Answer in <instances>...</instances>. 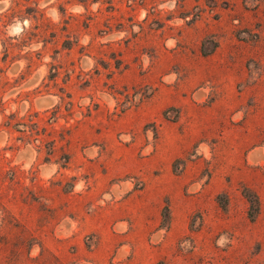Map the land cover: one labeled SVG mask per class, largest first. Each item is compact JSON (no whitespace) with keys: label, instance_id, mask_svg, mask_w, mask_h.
Instances as JSON below:
<instances>
[{"label":"rangeland","instance_id":"rangeland-1","mask_svg":"<svg viewBox=\"0 0 264 264\" xmlns=\"http://www.w3.org/2000/svg\"><path fill=\"white\" fill-rule=\"evenodd\" d=\"M0 264H264V0H0Z\"/></svg>","mask_w":264,"mask_h":264},{"label":"clouds","instance_id":"clouds-1","mask_svg":"<svg viewBox=\"0 0 264 264\" xmlns=\"http://www.w3.org/2000/svg\"><path fill=\"white\" fill-rule=\"evenodd\" d=\"M18 30V29H17ZM223 239V238H222Z\"/></svg>","mask_w":264,"mask_h":264}]
</instances>
